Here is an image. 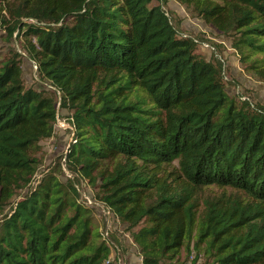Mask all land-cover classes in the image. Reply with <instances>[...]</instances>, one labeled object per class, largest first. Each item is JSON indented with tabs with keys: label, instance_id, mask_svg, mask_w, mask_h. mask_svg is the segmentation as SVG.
<instances>
[{
	"label": "trees",
	"instance_id": "trees-1",
	"mask_svg": "<svg viewBox=\"0 0 264 264\" xmlns=\"http://www.w3.org/2000/svg\"><path fill=\"white\" fill-rule=\"evenodd\" d=\"M166 1L0 0V28L18 30L48 84L25 83L17 49L0 59V208L22 195L0 220V264H107L110 242L124 251L81 179L143 264H182L192 244L203 264H264V105L230 93L225 61ZM177 1L264 82V0ZM61 108L73 176L58 162L37 178Z\"/></svg>",
	"mask_w": 264,
	"mask_h": 264
},
{
	"label": "rangeland",
	"instance_id": "rangeland-1",
	"mask_svg": "<svg viewBox=\"0 0 264 264\" xmlns=\"http://www.w3.org/2000/svg\"><path fill=\"white\" fill-rule=\"evenodd\" d=\"M157 2L158 1H154L152 3ZM163 7L172 17L173 22L176 25L178 24L179 28L186 35H195L203 40V43L199 45V50L201 52L206 54L207 57L216 54L225 61L226 79L230 81L228 84L230 93L238 94L242 98H248L253 104L264 105V82L257 80L252 73L246 71L242 67L229 39H226V37L214 30L211 24L193 14L190 9L177 0H167ZM17 37L18 30L14 32L13 39H10L9 36H7V32L0 28V59L7 57L13 49H17L23 54V76L25 83L28 86L33 85L35 87L47 86L48 84L39 79L35 63L27 53V50L22 48V38L18 39ZM60 110L62 117L58 119L55 135L41 142L42 149L40 155L42 162L37 173V178H40L43 171L49 170L55 164L57 165L58 162L62 165L65 176H73L65 163V153L67 152L69 141L72 139V127L67 117L70 111L67 108H61ZM80 183L82 198L95 206L96 222L103 227L104 221H107L105 231L107 229L108 232L114 230L118 236H121L122 239L125 240L126 245L122 255L126 264H141V256L136 246L131 243V239L128 237L129 233L123 230L124 225L113 216L109 217L105 213L102 203L96 202L92 198L93 190L87 180L81 179ZM203 191L206 194H220L223 188L211 186L210 188H205ZM228 191H230V189H228ZM21 197V194L15 195L11 203L5 208H0V220L5 213L10 212L12 204ZM181 257L183 260L182 264H203L204 262L203 257L193 250V244L191 245V252L185 249L182 250Z\"/></svg>",
	"mask_w": 264,
	"mask_h": 264
},
{
	"label": "built area",
	"instance_id": "built-area-1",
	"mask_svg": "<svg viewBox=\"0 0 264 264\" xmlns=\"http://www.w3.org/2000/svg\"><path fill=\"white\" fill-rule=\"evenodd\" d=\"M102 206H103L105 213L109 217H111L112 216L111 211L109 209H107L103 204H102ZM106 233H108V229L106 230ZM128 237L130 238V236H128ZM131 243L135 246L132 239H131ZM110 246H111V254H110L106 263L107 264H126L124 257L122 255V252H123L122 247L118 246L117 244H115L113 242H110ZM141 259H142V256H141ZM141 264H143V262Z\"/></svg>",
	"mask_w": 264,
	"mask_h": 264
},
{
	"label": "water",
	"instance_id": "water-1",
	"mask_svg": "<svg viewBox=\"0 0 264 264\" xmlns=\"http://www.w3.org/2000/svg\"><path fill=\"white\" fill-rule=\"evenodd\" d=\"M36 69H37V66L35 65ZM59 106V105H58ZM59 119V118H58Z\"/></svg>",
	"mask_w": 264,
	"mask_h": 264
}]
</instances>
